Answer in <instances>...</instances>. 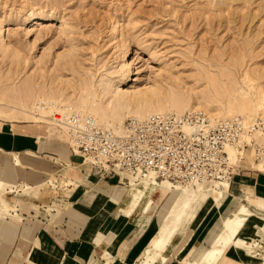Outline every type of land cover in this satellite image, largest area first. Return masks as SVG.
<instances>
[{"label": "rangeland", "instance_id": "1", "mask_svg": "<svg viewBox=\"0 0 264 264\" xmlns=\"http://www.w3.org/2000/svg\"><path fill=\"white\" fill-rule=\"evenodd\" d=\"M127 44L133 61L132 81L117 72L119 53ZM87 84L98 95L97 102L111 100L115 88L137 91L173 85L175 91L186 93L190 104L202 103L217 112L220 106L209 89L211 84L224 95L229 90L235 95L246 94V104L252 105L264 94V0H0V125L15 120L34 122L50 127L56 135L60 132L68 141L55 123L43 118L29 120L25 110L33 103L53 107L75 103ZM262 102L257 118L240 116L246 125L263 123L248 138L255 140V146H264ZM46 118L53 119V115ZM255 146L245 151L241 165L247 160L256 162V151L254 157L249 153ZM164 185L169 186L160 184ZM202 185L213 188L214 182ZM240 204L246 207L236 206L212 227L209 247L194 248L186 257L179 256L177 264H192L203 248L223 252L235 245L251 255L247 246L255 238L264 245L260 235L249 241L236 235L230 242V233L213 239L222 223H228L229 215L235 214L238 226L249 216H259L254 208L253 213L246 209L248 203ZM178 206L177 198L160 223L166 222L173 230L169 246L179 235L181 240L188 238L178 229L181 221L176 226L172 220ZM164 246L161 253L171 261L173 256L166 254L169 246L165 252ZM221 256L199 264H222ZM158 262L163 264L159 256L153 264Z\"/></svg>", "mask_w": 264, "mask_h": 264}, {"label": "crops", "instance_id": "2", "mask_svg": "<svg viewBox=\"0 0 264 264\" xmlns=\"http://www.w3.org/2000/svg\"><path fill=\"white\" fill-rule=\"evenodd\" d=\"M47 128L17 120L0 125V197L9 206L0 204V264H153L158 256L165 264L170 258L161 251L173 230L160 223L178 198L172 220L176 226L181 221L178 229L188 238L177 236L166 252L173 256L167 264H177L194 248L209 247L212 227L236 206L246 207L240 202L264 206V166L257 161H245L215 201L216 186L203 187L202 194L197 192L202 184L178 187L109 174L84 162L64 135ZM164 183L169 186L161 187ZM234 215L214 240L224 233L231 234L230 242L236 235L247 241L259 235L263 219L249 216L238 226ZM218 250L222 264L264 261L235 245Z\"/></svg>", "mask_w": 264, "mask_h": 264}, {"label": "built area", "instance_id": "3", "mask_svg": "<svg viewBox=\"0 0 264 264\" xmlns=\"http://www.w3.org/2000/svg\"><path fill=\"white\" fill-rule=\"evenodd\" d=\"M53 119L66 131L71 150L84 162L109 174H133L174 186L221 180L231 183L245 151L255 146V140H247L246 135L263 124L246 125L241 117L217 120L204 110L157 112L143 118L128 117L118 133L73 105L55 113ZM230 148L237 151L235 159ZM253 150L256 161L264 159V146ZM261 252L252 257H261Z\"/></svg>", "mask_w": 264, "mask_h": 264}, {"label": "bare ground", "instance_id": "4", "mask_svg": "<svg viewBox=\"0 0 264 264\" xmlns=\"http://www.w3.org/2000/svg\"><path fill=\"white\" fill-rule=\"evenodd\" d=\"M124 44L120 45L122 46ZM130 54L131 48L127 44V46L125 45V47L121 49V52L119 53L118 57L120 60L117 65V72H119L120 77L128 81H132L133 76V61L129 59ZM114 71H116V69ZM215 86L216 85L212 87L210 84L209 89L213 96L216 98L217 102L219 103L220 107L218 108L219 111L217 112H212L210 108H208L205 104L202 103H200L199 105L190 104V98L186 96V93L180 94V92L175 91L173 85H170L169 88H166L162 85H158L155 87H146L145 89H139L137 91H128V89L119 90L118 88H115V90L111 91V100H101L97 102L95 98L98 95H96V92L92 91L90 86H88L87 84L84 86V92L76 98L75 103L73 101H68L65 104L61 103L59 107H53L49 103H46L44 106H39L38 103H33L31 106L28 107L24 105L27 108L25 110V115L27 119L32 121L43 118L46 119V121H48L49 123L54 124V119H48L46 117L54 115L60 110H63L66 106L73 105L79 107L83 112L93 115L97 119V121L99 120L98 123L100 122L105 124L107 128H109L110 125L113 126V124H118L116 128H111L118 133L123 131L124 119L126 118V116L143 118L149 114L157 112H178L177 114H183L179 112H184V110H186L185 112L191 111L189 109L198 110L201 108V110H205V108H208V111L206 112L210 113L211 116H213V118L217 120L229 117H240L241 115H246L248 118H257V116L261 115L260 111L262 110L261 106L263 103L262 101H264V94L260 96L259 100H256L255 98L252 105L248 106L245 102L246 94L235 95L233 94L232 90H229L230 92L228 91L227 94L224 95L223 92L219 89H216L217 87ZM230 95L233 97V100L230 98ZM251 95H253V93ZM198 99H200V97H198ZM38 114L40 116H38ZM262 114H264V111L262 112ZM61 130H63V132L66 134V131L64 129ZM254 133L255 132L246 135V139L249 140L248 138H251ZM229 152L232 155V158L235 159L237 151L235 149L230 148ZM257 163L264 166V159L260 160L259 162L257 161ZM196 184L204 183L199 182ZM177 186L184 187L180 185ZM214 186L216 187L212 189L213 191L211 195H213L215 201H219L221 195L228 191L230 183L225 180L215 181ZM203 187L204 186L199 185L197 188V192H204ZM3 199L2 197H0V204L4 205L6 208H9V206L5 203ZM252 208H254V210L258 213V217L264 220V206L261 203L250 200L249 207H247L246 209L253 213V211L251 210ZM258 234L261 236V241H264V225L258 226ZM258 241L259 240L254 239L253 243L247 246V249L251 256H256L258 251L262 250L260 255L261 258L264 259V245H261ZM218 254H220L218 249L203 248L196 254L195 258L192 261V264H199L201 262H212L218 257Z\"/></svg>", "mask_w": 264, "mask_h": 264}]
</instances>
